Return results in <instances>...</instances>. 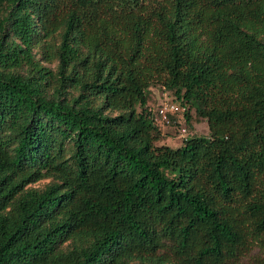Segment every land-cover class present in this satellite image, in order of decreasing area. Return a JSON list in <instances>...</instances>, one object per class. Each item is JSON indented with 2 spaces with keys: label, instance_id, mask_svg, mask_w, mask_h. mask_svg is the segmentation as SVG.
I'll return each instance as SVG.
<instances>
[{
  "label": "trees",
  "instance_id": "1",
  "mask_svg": "<svg viewBox=\"0 0 264 264\" xmlns=\"http://www.w3.org/2000/svg\"><path fill=\"white\" fill-rule=\"evenodd\" d=\"M54 34L55 70L33 50ZM156 84L209 134L157 144ZM251 250L264 264V0H0V264Z\"/></svg>",
  "mask_w": 264,
  "mask_h": 264
},
{
  "label": "rangeland",
  "instance_id": "2",
  "mask_svg": "<svg viewBox=\"0 0 264 264\" xmlns=\"http://www.w3.org/2000/svg\"><path fill=\"white\" fill-rule=\"evenodd\" d=\"M58 41L59 34H54L52 36L39 39L33 48L36 53V57L41 60V63L53 70L56 69L57 64L55 51ZM163 93L164 88H162L161 84L150 86L147 100L149 109L157 107L158 103L161 102L164 98ZM168 96L172 97L170 95ZM182 126L186 127V133H188V136L209 134L207 118L197 115L194 109L190 108L188 111V115L185 112L171 115L170 123L162 128V135L159 137L156 143H164L172 147L182 145L184 137L179 135L180 127ZM49 180L50 177H43L35 182L29 183L28 186L43 187ZM71 244V241L67 240L61 244V247L65 248ZM255 254V250L245 252L240 257L241 264H249L252 260L253 255Z\"/></svg>",
  "mask_w": 264,
  "mask_h": 264
},
{
  "label": "built area",
  "instance_id": "3",
  "mask_svg": "<svg viewBox=\"0 0 264 264\" xmlns=\"http://www.w3.org/2000/svg\"><path fill=\"white\" fill-rule=\"evenodd\" d=\"M163 94L164 98L158 103L157 107L150 109L152 112L153 121L160 130H162L165 125L170 123L171 115L183 113L188 110V105L181 102L179 99H177V97L173 96L167 89L164 88ZM168 95L172 97H169ZM179 135L184 138L188 136V133H186V127H180Z\"/></svg>",
  "mask_w": 264,
  "mask_h": 264
}]
</instances>
